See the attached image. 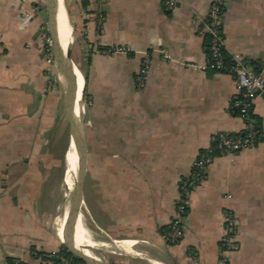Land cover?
<instances>
[{
	"label": "crops",
	"instance_id": "obj_1",
	"mask_svg": "<svg viewBox=\"0 0 264 264\" xmlns=\"http://www.w3.org/2000/svg\"><path fill=\"white\" fill-rule=\"evenodd\" d=\"M27 1L34 14L25 17L17 0H0V264H45L38 254L65 240L48 175L53 165L42 156L44 138L57 127L69 136V128L43 59L45 0ZM210 1L175 0L167 8L165 0H62L73 39L63 50L75 64L81 110L83 89L88 102L84 226L103 264H216L224 209L239 222L228 264H264L263 97L254 100L261 139L216 156L190 191L182 239L162 238L194 159L218 134L244 129L230 108L234 78L204 68ZM223 33L228 54L264 68V0H224ZM145 55L149 69L139 87ZM70 147L69 139L65 160Z\"/></svg>",
	"mask_w": 264,
	"mask_h": 264
},
{
	"label": "built area",
	"instance_id": "obj_2",
	"mask_svg": "<svg viewBox=\"0 0 264 264\" xmlns=\"http://www.w3.org/2000/svg\"><path fill=\"white\" fill-rule=\"evenodd\" d=\"M18 9L28 17L34 14V9L28 7L27 0H17ZM223 2L211 0L202 21V33L207 38V63L204 68L231 75L235 80L236 95L232 99L230 108L233 113L242 118L244 129L240 134H218L211 146L201 151L194 159L190 172L183 176L177 184L175 197V213L167 228L162 231V238L168 243L179 242L184 234V220L187 215L190 191L203 179L208 166L216 156L235 154L242 149L256 144L262 137L258 118L254 113V100L264 98V68L250 67L239 53L228 54L225 50L223 33ZM175 0H165L167 8H173ZM45 29V26L43 25ZM43 59L46 73L55 77L53 46L50 36L45 31L42 34ZM126 48H103L101 52L110 53ZM150 60L144 56L137 73L136 82L139 87L144 86L149 69ZM224 232L220 238V251L216 264H228L229 254L237 247V233L239 222L230 209L223 211ZM56 251L38 254V258L45 264H69L70 260ZM7 264V263H3ZM13 264H25L20 258H14ZM79 264V263H78Z\"/></svg>",
	"mask_w": 264,
	"mask_h": 264
},
{
	"label": "water",
	"instance_id": "obj_3",
	"mask_svg": "<svg viewBox=\"0 0 264 264\" xmlns=\"http://www.w3.org/2000/svg\"><path fill=\"white\" fill-rule=\"evenodd\" d=\"M57 10L58 0H45L44 7L40 9V15L44 20L45 31L50 36L52 42L55 80L63 94V110L69 128V139L74 143L77 155L76 172L72 188L65 194L68 206V215L66 216L70 218L75 234V227L78 218L82 217L84 223L87 145L84 133V123L81 121V117L76 116L74 112L77 88L76 80L72 71V64H75L70 58V49H68L65 54L62 48L57 27ZM59 214L60 216L63 215L62 212ZM62 244L67 251L78 260L79 264H94L89 255L84 252L83 247L75 244V238H73V242L69 244L67 237L65 236V240H62Z\"/></svg>",
	"mask_w": 264,
	"mask_h": 264
},
{
	"label": "bare ground",
	"instance_id": "obj_4",
	"mask_svg": "<svg viewBox=\"0 0 264 264\" xmlns=\"http://www.w3.org/2000/svg\"><path fill=\"white\" fill-rule=\"evenodd\" d=\"M64 12H65V9H64L62 0H58L57 27H58V34H59V39H60L62 48H63V42H65L67 46H72L73 44V39L71 35V27L66 19L63 22ZM67 50L65 51V54ZM74 110H75L74 112L76 116L78 117L82 116L83 110H81L77 100H76ZM67 160L68 162H66L67 163L66 164V174L63 180L65 184V188H66V191H65L66 193H68L72 188L73 179H74L75 172H76L77 155H76L75 145L72 141H71L70 152L68 153V156H67ZM60 212L63 213L62 216H60L59 214ZM66 215H68V206H67V201L65 197V201L62 207L60 208L58 212V216H57L60 234H62V232L65 234L69 244H71L73 242V238H75V244L77 246L84 245L83 246L84 252L89 255V257L91 258L94 264H103L101 260L97 256H95L88 247V246L95 245V243L94 241H92V239L88 237L87 230L84 226L82 217L78 218V221L75 227V234H74L72 222L70 218Z\"/></svg>",
	"mask_w": 264,
	"mask_h": 264
},
{
	"label": "rangeland",
	"instance_id": "obj_5",
	"mask_svg": "<svg viewBox=\"0 0 264 264\" xmlns=\"http://www.w3.org/2000/svg\"><path fill=\"white\" fill-rule=\"evenodd\" d=\"M83 114L81 116V121L85 123L86 121V107H87V98H86V91L83 89ZM45 143V153L42 156L43 162L53 165V169H51L48 173L49 178L51 179L52 183L54 184V190L56 194V206L55 211L56 214L59 212L60 208L62 207L65 201V194L66 188L63 182L65 174H66V162L65 154L68 149L69 143V136L66 132L60 131L58 127L55 129V132H52L49 136L44 138ZM69 153V152H68ZM72 155V153H71ZM85 198H87L86 190H85ZM86 215L84 213V221ZM82 245L81 247H83ZM84 248V247H83ZM99 251V250H98ZM102 253V251H99Z\"/></svg>",
	"mask_w": 264,
	"mask_h": 264
},
{
	"label": "trees",
	"instance_id": "obj_6",
	"mask_svg": "<svg viewBox=\"0 0 264 264\" xmlns=\"http://www.w3.org/2000/svg\"><path fill=\"white\" fill-rule=\"evenodd\" d=\"M60 248H62V249L59 251V254L68 258L70 260L69 264H78L79 263L78 260L75 257H73L63 245ZM13 262H14V258L8 259L6 263L7 264H13Z\"/></svg>",
	"mask_w": 264,
	"mask_h": 264
}]
</instances>
